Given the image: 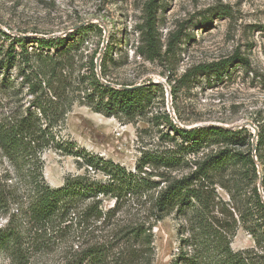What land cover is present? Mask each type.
<instances>
[{
  "label": "rangeland",
  "instance_id": "374dc122",
  "mask_svg": "<svg viewBox=\"0 0 264 264\" xmlns=\"http://www.w3.org/2000/svg\"><path fill=\"white\" fill-rule=\"evenodd\" d=\"M147 1L0 0V30L6 34L0 33V59H4L9 44L20 38L29 42L27 48L34 55L39 48L33 38L65 37L78 23L96 24L98 29L75 35L74 42L83 43L61 75L75 88L73 103L55 133L72 142L73 152L86 151L129 170L147 160L144 168L155 174L159 187L192 169H152L150 165L157 156L182 152L183 143L173 126L241 130L244 142L230 148L252 154L254 145L261 156V160H255L256 175L245 163L231 164L217 174L214 200L205 220L210 236L229 239L233 251H244L248 261L259 263L264 259V213L249 197L256 188L264 198V143L258 144L259 128L264 127V0H158L155 34L159 49L152 51L143 44ZM105 45L109 56L103 58ZM94 51L95 60L101 53L106 64L104 77L99 70L98 78L103 83L117 88L131 83L149 86L150 102L143 110L131 118L120 113L105 116L81 101L80 79L89 72L88 61ZM14 52L12 63L2 60L0 65V127L11 126L22 116L42 117L37 109L38 97L47 103L52 98L49 91H33L30 85L36 84V79L31 75L27 82L22 75L24 65L16 43ZM233 55L236 59L220 73L197 70L198 66ZM40 124L45 128L46 121ZM220 144L206 145L185 159L201 160ZM30 150L33 159L29 168L37 170L41 163L42 177L50 187L57 188L67 176L83 172L91 178H102L82 162V154L79 157L49 147ZM35 157L40 158L38 165ZM27 170L0 148V187L4 196L10 197L5 203L0 201V227L12 214L19 215L24 206L30 193ZM158 172L163 177L156 175ZM99 198V208L109 211L105 219L57 223L54 229L61 231H47L43 249L32 250L30 264H172L180 261L181 254H199L201 247L195 243L197 222L189 212L174 210L159 218L152 197L124 199L114 210L113 198ZM247 208L252 216L246 213ZM133 226H141V236L129 235L127 231ZM90 245L98 246L99 260H80L78 254ZM10 263V256L0 253V264Z\"/></svg>",
  "mask_w": 264,
  "mask_h": 264
},
{
  "label": "trees",
  "instance_id": "16d2710c",
  "mask_svg": "<svg viewBox=\"0 0 264 264\" xmlns=\"http://www.w3.org/2000/svg\"><path fill=\"white\" fill-rule=\"evenodd\" d=\"M157 8L158 0H148L145 4L143 44L146 50L159 49L155 34ZM93 28L98 29L96 24L90 23L78 27L74 30L75 32H70L65 37H35L33 40L39 50L34 55L27 48L29 42H24L25 39L20 38L17 42L9 44L4 53V59H0V65L2 60L3 63H12L16 59L14 52V43H16L20 47L18 54L24 65L21 68L22 75L27 82L31 80V75L36 79V84L30 85L34 88L33 91L40 93L49 91L52 95L50 103L44 101L41 96L38 97L37 109L42 117H38V115L33 116V118L30 115L22 116L9 127H0V148L16 165L27 167L30 183V193L28 199H25L20 214H12L6 224L0 227V253L10 256V264H30V259L34 254L32 250L35 249L40 252L43 249L47 231L50 228L55 234L61 231L59 228L54 229L57 223L66 221L71 223L74 219L84 221L105 219L109 211L103 212L99 208L101 203L99 197L113 198L115 204L111 210H114L124 199H139L148 196L152 197L154 208L159 212V218L175 210L178 213L189 212L194 221L197 222L195 243L201 247L199 254L194 253L191 256L181 254L180 261H174L172 264H198L207 260L213 261L214 264H264V259L255 263L246 259L244 251H233L229 239L219 237L218 234L210 236L207 233L208 227L205 217L214 200L217 174L230 168L231 164L245 163L250 167L248 170L256 175L255 160L251 152L242 154L241 151L230 148L232 144L242 145L244 142L245 139L241 137V130L226 129L222 126L194 128L173 126L174 134L183 143L180 148L182 152L178 153L179 155L157 156L150 165H152V169H159L160 167L173 169L180 166L192 169L180 177L166 180L167 184L161 187H159L160 182L153 178L155 174L144 168L145 164L148 163L147 160L140 161L134 170H129L119 163L103 159L86 151L73 152L71 149L72 142L60 138L55 133L73 103L72 95L75 88L72 83L64 82L61 75L66 67L71 66L76 51L83 43L74 42L76 41L75 35ZM0 33L6 35L1 30ZM174 36L179 37L178 34H174ZM52 48L53 53L47 52L48 49ZM96 52L94 51L88 61L89 72L80 79L78 92L81 101L93 111L105 116H116L120 113L128 118L133 117L137 111L143 110L150 102L149 86L140 84L133 88L120 89L103 83L95 71ZM106 56H109L108 45H105L103 52V58ZM234 59H236V55L220 62L198 66L197 70L220 73L229 67ZM238 60L241 63L244 62L241 57ZM24 67L28 69V72L25 73ZM99 67L100 74L104 77L106 64L103 60L100 61ZM126 85L133 86V83ZM65 101L66 105L63 104ZM165 117L168 119V116ZM43 120L46 121L45 128H42L40 124ZM258 137V144H263V126L259 128ZM212 143L221 144L201 160L185 159L187 154L196 153L204 146ZM46 147L79 157L82 154V162L91 170H97L102 178H91L86 172H83L67 176L63 184L57 188L50 187L42 177V165L39 157H35L36 164L40 163L38 169L29 168V161L33 159L30 149L41 151ZM255 156L257 160H261L257 150ZM83 166L80 165V167ZM156 175L163 177L161 172ZM157 187L158 190L155 194L153 191ZM3 190L0 187V201L5 203L4 201H8L10 197L4 196ZM249 199L250 201L254 200L255 206L264 213V204L261 202L256 188L252 198L249 197ZM246 205L249 206V201ZM246 213L252 216L250 208H247ZM140 231L141 226H133L127 232L136 238L142 235ZM99 253L100 250H98L97 245H90L82 250L78 256L82 261L93 262L99 260Z\"/></svg>",
  "mask_w": 264,
  "mask_h": 264
},
{
  "label": "water",
  "instance_id": "95a60500",
  "mask_svg": "<svg viewBox=\"0 0 264 264\" xmlns=\"http://www.w3.org/2000/svg\"><path fill=\"white\" fill-rule=\"evenodd\" d=\"M83 25H86L85 22L83 23H78L76 24L73 29H77L78 27L80 26H83ZM105 41V40H104ZM103 43H106V42H103ZM105 47H102V53L104 51ZM101 53L97 56L96 60H95V64H96V71H97V76L99 77V70H100V67H99V64H100V61H101V57H100ZM104 83H107L109 84L108 82H104ZM139 84H136V85H133V86H129V85H123V86H119L120 89H126V88H133V87H136L138 86ZM169 110H170V107H169ZM188 128V127H187ZM225 128V127H224ZM227 129V128H226ZM255 139H256V135H255ZM252 156L254 158V160H256V156H255V149H254V145H253V150H252ZM261 202L264 204V198H261Z\"/></svg>",
  "mask_w": 264,
  "mask_h": 264
}]
</instances>
